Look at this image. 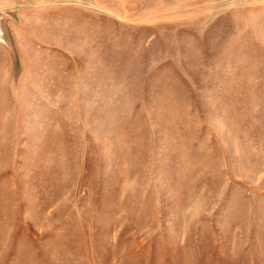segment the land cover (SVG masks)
I'll return each instance as SVG.
<instances>
[{"label": "rangeland", "instance_id": "obj_1", "mask_svg": "<svg viewBox=\"0 0 264 264\" xmlns=\"http://www.w3.org/2000/svg\"><path fill=\"white\" fill-rule=\"evenodd\" d=\"M0 264H264V0H0Z\"/></svg>", "mask_w": 264, "mask_h": 264}]
</instances>
